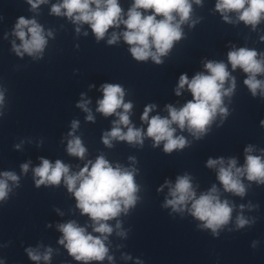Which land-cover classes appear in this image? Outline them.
Here are the masks:
<instances>
[{
    "label": "clouds",
    "instance_id": "obj_1",
    "mask_svg": "<svg viewBox=\"0 0 264 264\" xmlns=\"http://www.w3.org/2000/svg\"><path fill=\"white\" fill-rule=\"evenodd\" d=\"M35 11L39 5L47 3V0H26ZM199 5L201 0H194ZM216 11L220 12L226 22H231L227 13L235 12L238 20L245 25H251L253 30L264 19V0H217ZM143 10V11H142ZM150 14H146L149 13ZM51 13L56 16H66L76 25L88 24L97 41L105 38L110 28L124 26L120 33L123 40L130 46L131 56L136 61H147L149 58L157 65L162 64V57L169 54L174 42L180 41L184 35L182 25L189 22L192 13L190 0H134L132 6L125 14L119 4V0H62V3L54 4ZM158 17H160L158 19ZM179 17V19H177ZM195 22H193L194 24ZM80 32V27L76 28ZM13 35L21 42L16 45L13 41V51L18 56L27 53L34 58H42L44 49L48 43L46 37H51L52 32L45 34L43 27L33 18L20 16L14 26ZM87 35V33H85ZM116 32L111 34L107 43L115 44L120 38ZM264 40V37H261ZM260 56L261 58H258ZM228 62L235 71L237 68L247 74L243 81L251 95L256 97L259 93L264 97V80L257 77L264 75V53H258L254 49L245 47L234 48L227 54ZM204 68L207 74L199 72L189 80L187 74L179 77L176 95L187 86L192 99L177 109L173 105H166L167 117L149 113L156 107L149 104L144 108L140 117L147 123L146 132L142 128H136L131 124L129 113L133 108L132 102H125V90L120 84L105 83L101 85L103 98L97 101V111L105 117L115 114L118 119L113 121L110 131L102 136L105 146L111 148L113 141H126L130 145L143 146L144 138L153 140V147H158L163 142V151L171 154L174 150H182L188 146V141L183 135H176L177 128L187 131L196 137L202 138L209 130L217 114L226 118L228 109L223 106V98L231 96L236 87L235 77L227 70L224 62L206 61ZM229 86L225 88V83ZM77 104L85 112L89 113L87 120L93 121L88 108L90 101L83 99ZM4 102L3 92H0V105ZM122 109V111H117ZM264 127V120L260 121ZM127 129L124 131L121 126ZM78 127V121L72 122V129ZM72 135V133H69ZM19 148V145H16ZM254 148L249 145L244 149L245 163L237 166L235 158L227 161L223 157L208 158L206 167L217 170V179L225 192L243 197L246 194V186L242 177L249 182L264 184V156L253 155ZM67 152L71 156L83 159L87 152L82 140L73 136L68 141ZM264 153V150H261ZM135 161L134 157H129ZM29 163L22 164L21 171L27 173ZM34 181L37 188L41 185H60L63 181L67 191L72 193L76 200V207L82 215H87L92 221L94 233H88L86 227L79 226L75 221L59 224L58 230L63 234L59 243L64 245L70 256L76 261L88 264L90 261H103L107 258L113 260L105 241L112 234L113 227L108 221L117 218L121 213L127 214L139 199L136 193L139 191L134 176L136 169L123 168L120 165L113 167L103 155L98 156L95 162L88 161L78 172L71 173L69 165L57 159L53 164L50 160L40 158V165L33 169ZM20 177L11 171L0 173V201H5L11 192L9 181L19 186ZM169 188L164 207H171L174 212H183L185 209L198 221L201 227L210 229L213 235L226 226L233 213V205L227 199L220 198L216 185L199 196L193 187L192 178L188 174L178 176L175 184L165 181ZM161 186L158 191L162 190ZM190 204V207L188 205ZM241 209L244 205L240 206ZM254 223L243 215L236 218V227L244 228ZM116 229L121 228L119 221ZM124 236V232H118ZM29 258L33 261H50L52 249L48 248L43 254L34 249H26ZM130 258V257H126Z\"/></svg>",
    "mask_w": 264,
    "mask_h": 264
}]
</instances>
